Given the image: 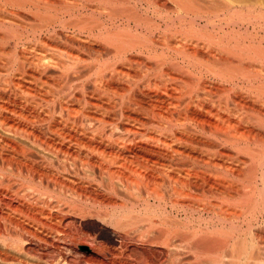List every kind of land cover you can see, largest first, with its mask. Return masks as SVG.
Returning a JSON list of instances; mask_svg holds the SVG:
<instances>
[{"label":"bare ground","instance_id":"1","mask_svg":"<svg viewBox=\"0 0 264 264\" xmlns=\"http://www.w3.org/2000/svg\"><path fill=\"white\" fill-rule=\"evenodd\" d=\"M261 1L0 0V264H264Z\"/></svg>","mask_w":264,"mask_h":264},{"label":"rangeland","instance_id":"2","mask_svg":"<svg viewBox=\"0 0 264 264\" xmlns=\"http://www.w3.org/2000/svg\"><path fill=\"white\" fill-rule=\"evenodd\" d=\"M258 1V0H257ZM260 1V0H259ZM261 2H264V0L263 1H261ZM264 4V3H263ZM81 227H83L86 231H89V232H92V233H94L97 237H101V238H103L102 239V241H104L105 240V238H106V232H107V230H108V227H103L102 225H101V223L100 222H98V221H94V220H87L86 222H84L83 223V225L81 226ZM100 227V228H99ZM103 227V228H102ZM98 228L100 229V230H98ZM105 228H107V229H105ZM103 229V230H102ZM104 231H106V232H104ZM102 232V233H101ZM98 235H97V234ZM103 235V236H102ZM99 237V238H100ZM100 238V239H101ZM105 242V241H104ZM136 261V260H135ZM139 262H144V260H138ZM143 264V263H142Z\"/></svg>","mask_w":264,"mask_h":264}]
</instances>
